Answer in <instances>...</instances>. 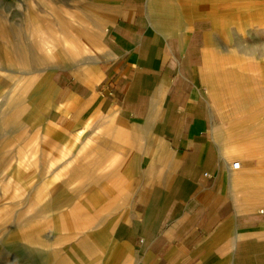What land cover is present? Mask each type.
I'll list each match as a JSON object with an SVG mask.
<instances>
[{
    "label": "rangeland",
    "instance_id": "obj_1",
    "mask_svg": "<svg viewBox=\"0 0 264 264\" xmlns=\"http://www.w3.org/2000/svg\"><path fill=\"white\" fill-rule=\"evenodd\" d=\"M157 1L150 0L149 12L158 29L166 18L181 25L219 20L205 74L212 136L221 153L219 135L228 132L232 161L241 163L235 172L264 180V0H167L173 11L162 10L159 26L151 17ZM116 2L0 0V264L125 260L113 231L131 205L132 163L124 170L111 166L104 159L111 155L95 151L100 137L93 127L82 130L80 149L71 151L62 143L68 133L53 138L48 123L54 83L63 71L95 67L94 49ZM176 6L187 10L184 19ZM95 159L97 168L82 170ZM103 173L120 174L122 185L94 175ZM231 195L242 210L264 209V203L244 204L241 193ZM73 209L76 219L61 217Z\"/></svg>",
    "mask_w": 264,
    "mask_h": 264
},
{
    "label": "crops",
    "instance_id": "obj_2",
    "mask_svg": "<svg viewBox=\"0 0 264 264\" xmlns=\"http://www.w3.org/2000/svg\"><path fill=\"white\" fill-rule=\"evenodd\" d=\"M149 7L150 0H117L94 49L95 67L63 71L48 102L52 136L68 133L62 143L74 151L82 130L93 127L95 151L111 155L104 157L111 166L132 163L131 205L113 231L123 264H264V209L242 210L231 195L264 203V180L231 168L228 132L219 135L221 153L212 136L205 74L216 24L166 18L160 25L162 10L173 8L158 0L151 13L158 29ZM176 8L184 19L187 10ZM94 175L122 185L120 174ZM252 186L258 190L249 193Z\"/></svg>",
    "mask_w": 264,
    "mask_h": 264
},
{
    "label": "bare ground",
    "instance_id": "obj_3",
    "mask_svg": "<svg viewBox=\"0 0 264 264\" xmlns=\"http://www.w3.org/2000/svg\"><path fill=\"white\" fill-rule=\"evenodd\" d=\"M213 19V18H212ZM214 20V19H213ZM216 20V21H215ZM214 20V22H215V24H216V30L218 29V26H219V20L216 18ZM46 47V46H45ZM29 86V85H28ZM226 135H228V134H226ZM231 140V139H230ZM225 152H226V150H225ZM79 168H80V166H77L75 169H76V171H78L79 170ZM62 213V212H61ZM62 215V214H61ZM77 215H78V213L76 212V210H70V212H67V213H64V215H62L61 217L63 218V217H66V218H72V219H76L75 217H77Z\"/></svg>",
    "mask_w": 264,
    "mask_h": 264
},
{
    "label": "built area",
    "instance_id": "obj_4",
    "mask_svg": "<svg viewBox=\"0 0 264 264\" xmlns=\"http://www.w3.org/2000/svg\"><path fill=\"white\" fill-rule=\"evenodd\" d=\"M240 166H241V163L238 162V161L237 162H234L232 164V167H233L234 170H238L240 168Z\"/></svg>",
    "mask_w": 264,
    "mask_h": 264
}]
</instances>
